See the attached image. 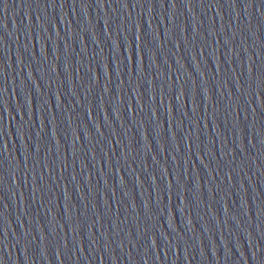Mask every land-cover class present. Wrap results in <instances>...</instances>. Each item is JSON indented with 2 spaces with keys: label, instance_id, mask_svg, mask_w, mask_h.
<instances>
[{
  "label": "water",
  "instance_id": "obj_1",
  "mask_svg": "<svg viewBox=\"0 0 264 264\" xmlns=\"http://www.w3.org/2000/svg\"><path fill=\"white\" fill-rule=\"evenodd\" d=\"M0 264H264V0H0Z\"/></svg>",
  "mask_w": 264,
  "mask_h": 264
}]
</instances>
